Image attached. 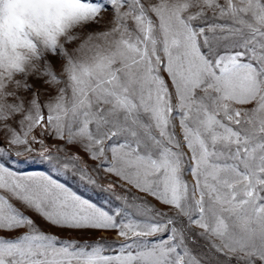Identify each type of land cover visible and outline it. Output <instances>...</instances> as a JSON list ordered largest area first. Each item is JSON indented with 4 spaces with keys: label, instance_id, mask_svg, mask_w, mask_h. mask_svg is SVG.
<instances>
[{
    "label": "snow or ice",
    "instance_id": "snow-or-ice-1",
    "mask_svg": "<svg viewBox=\"0 0 264 264\" xmlns=\"http://www.w3.org/2000/svg\"><path fill=\"white\" fill-rule=\"evenodd\" d=\"M0 264H264V0H0Z\"/></svg>",
    "mask_w": 264,
    "mask_h": 264
},
{
    "label": "rangeland",
    "instance_id": "rangeland-1",
    "mask_svg": "<svg viewBox=\"0 0 264 264\" xmlns=\"http://www.w3.org/2000/svg\"><path fill=\"white\" fill-rule=\"evenodd\" d=\"M109 14H110V10H109ZM63 180L69 182L70 186L75 187V181H71L70 178H69L68 176H64V177H63ZM82 194H83V193H82ZM89 194H90V193H89ZM53 231H56V230L53 229Z\"/></svg>",
    "mask_w": 264,
    "mask_h": 264
}]
</instances>
